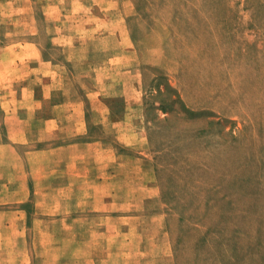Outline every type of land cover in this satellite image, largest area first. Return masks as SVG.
I'll list each match as a JSON object with an SVG mask.
<instances>
[{
  "label": "rangeland",
  "instance_id": "374dc122",
  "mask_svg": "<svg viewBox=\"0 0 264 264\" xmlns=\"http://www.w3.org/2000/svg\"><path fill=\"white\" fill-rule=\"evenodd\" d=\"M120 3L132 55L147 64L146 166L156 173L146 178L155 196L139 214L127 211L138 219L109 224V210L65 206L64 193L45 189L57 187L56 174L43 178L36 166L32 173L48 183L14 191L20 185L8 173L24 161L0 149V264H264V0ZM74 6L0 0V46L34 38L45 57L71 59L55 71L89 74L87 64L74 68L86 46L49 44L56 24L75 22L58 9ZM43 145L15 147L23 157ZM28 157L26 168L36 163Z\"/></svg>",
  "mask_w": 264,
  "mask_h": 264
},
{
  "label": "crops",
  "instance_id": "0c3cea01",
  "mask_svg": "<svg viewBox=\"0 0 264 264\" xmlns=\"http://www.w3.org/2000/svg\"><path fill=\"white\" fill-rule=\"evenodd\" d=\"M73 4L71 10H58L62 16L68 11L75 22L56 24L49 44L86 46L74 68L77 62L87 64L89 74L55 71L70 65L71 59L45 57L44 46L34 38L0 46V149L9 147L12 158L24 161L22 170L8 173L20 185L14 191H33L35 180L48 183L32 173L36 166L44 170L43 178L56 174L57 187L45 189L64 193L65 206L71 201L75 206L94 204L99 211L109 210L104 214L109 224L130 223L139 216L127 211L136 209L139 214L147 198L155 196L147 192H156L146 178L156 173L146 166L151 141L145 123L146 60L132 55L135 50L130 47L136 40L124 26L120 0H73ZM48 6L55 10L52 2ZM85 36L89 38L81 39ZM114 46L120 49L117 54ZM159 61L150 64L157 66ZM36 128L37 139L31 134ZM32 141L44 145L25 151L23 159L15 146ZM29 154L36 156L37 164L26 168ZM3 176L0 172V181Z\"/></svg>",
  "mask_w": 264,
  "mask_h": 264
}]
</instances>
